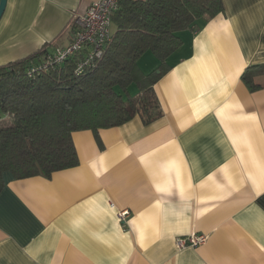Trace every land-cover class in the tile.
Listing matches in <instances>:
<instances>
[{
	"label": "crops",
	"instance_id": "0c3cea01",
	"mask_svg": "<svg viewBox=\"0 0 264 264\" xmlns=\"http://www.w3.org/2000/svg\"><path fill=\"white\" fill-rule=\"evenodd\" d=\"M98 1L7 0L0 68L69 45ZM180 38L154 87L161 119L73 133L80 164L50 178L5 175L0 264H264V87L242 78L263 66L264 85V0H225ZM191 235L206 241L177 249Z\"/></svg>",
	"mask_w": 264,
	"mask_h": 264
},
{
	"label": "trees",
	"instance_id": "16d2710c",
	"mask_svg": "<svg viewBox=\"0 0 264 264\" xmlns=\"http://www.w3.org/2000/svg\"><path fill=\"white\" fill-rule=\"evenodd\" d=\"M225 0H119L112 36L93 67L77 72L85 53L60 65L30 71L45 62L44 51L0 68V193L5 175L43 176L77 167L72 135L121 127L139 116L148 126L163 117L155 85L170 69L168 58L181 46L180 33L224 13ZM152 54L160 65L145 74L139 61ZM246 70L251 91L262 77ZM138 89L134 97L132 86Z\"/></svg>",
	"mask_w": 264,
	"mask_h": 264
},
{
	"label": "built area",
	"instance_id": "2783aa9c",
	"mask_svg": "<svg viewBox=\"0 0 264 264\" xmlns=\"http://www.w3.org/2000/svg\"><path fill=\"white\" fill-rule=\"evenodd\" d=\"M118 8L119 0H99L93 3L84 15L78 16L74 20L72 42L47 55L43 65L32 69L30 74H34L41 69L63 64L83 52L85 53V58L80 63L77 72H82L86 67H93L94 63L101 58L105 46L111 39L113 30L112 18ZM129 217L130 212L128 210L118 212V218L122 223H125ZM205 241V236L191 235L186 238H178L176 247L179 250L196 248Z\"/></svg>",
	"mask_w": 264,
	"mask_h": 264
},
{
	"label": "water",
	"instance_id": "95a60500",
	"mask_svg": "<svg viewBox=\"0 0 264 264\" xmlns=\"http://www.w3.org/2000/svg\"><path fill=\"white\" fill-rule=\"evenodd\" d=\"M7 6V0H1L0 1V20L2 19V16L6 10Z\"/></svg>",
	"mask_w": 264,
	"mask_h": 264
},
{
	"label": "rangeland",
	"instance_id": "374dc122",
	"mask_svg": "<svg viewBox=\"0 0 264 264\" xmlns=\"http://www.w3.org/2000/svg\"><path fill=\"white\" fill-rule=\"evenodd\" d=\"M137 93H138L137 87L135 85L132 86L130 89V94L135 97L137 95Z\"/></svg>",
	"mask_w": 264,
	"mask_h": 264
}]
</instances>
